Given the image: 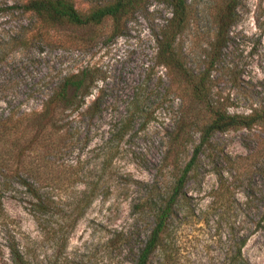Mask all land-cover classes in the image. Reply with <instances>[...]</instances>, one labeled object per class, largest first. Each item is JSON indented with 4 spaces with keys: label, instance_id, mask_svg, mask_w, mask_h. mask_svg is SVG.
<instances>
[{
    "label": "rangeland",
    "instance_id": "obj_1",
    "mask_svg": "<svg viewBox=\"0 0 264 264\" xmlns=\"http://www.w3.org/2000/svg\"><path fill=\"white\" fill-rule=\"evenodd\" d=\"M71 1L77 9L87 10L92 2L103 0ZM190 2L189 22L176 39L186 67L193 74L206 71L208 97L229 112L263 106L264 0H240L237 20L214 61L210 57L216 31L214 0ZM21 3L0 0V116L38 111L61 76L80 68L92 71V93L86 103L99 95L100 112L84 120L71 113L68 130L73 135L78 131L73 151L52 153L47 159L57 167L43 171L63 175L67 162L80 160L85 176L100 175L109 191L96 196L69 231L67 215L87 179L59 185L32 183L15 175L0 179V264H12L6 245L13 240L33 246L35 264H131L110 238L137 222L143 230L135 207L152 190L169 183L170 159L164 154L171 122L192 99L186 83L158 63L156 35L170 17L169 6L151 0L114 31L111 19L86 27L50 28L23 11ZM121 126L126 129L122 138ZM187 131L183 160L198 141L195 128ZM111 134L114 148L108 154L105 142ZM260 136L258 126L213 135V147L223 157L205 160L188 183L189 199L180 207V216L185 217L177 227V264H214L228 239L241 234H248L243 256L250 264H264ZM107 156L110 159L105 160ZM29 162L41 163L36 156L25 161ZM215 171L223 173L230 188L218 209L209 205L210 191L218 182ZM23 181L34 190L21 185ZM33 192L51 206L41 225L32 215Z\"/></svg>",
    "mask_w": 264,
    "mask_h": 264
},
{
    "label": "trees",
    "instance_id": "obj_2",
    "mask_svg": "<svg viewBox=\"0 0 264 264\" xmlns=\"http://www.w3.org/2000/svg\"><path fill=\"white\" fill-rule=\"evenodd\" d=\"M151 0H103L92 2L87 10L77 9L71 0H22L23 11L32 13L44 25L58 29L63 26L86 27L99 24L105 19H111L113 30L121 29L125 21L135 12L145 9ZM169 6L170 17L156 35L158 45L157 58L167 72L174 71L180 80L189 88L191 103L176 111L172 120V130L168 136L165 158L170 159L171 179L162 190H152L143 201L135 207L139 214V222L143 230L137 227L121 229L115 237L110 238L120 252L124 251V259L131 264H177L179 261V246L177 243V227L182 217L180 207L189 199L188 183L197 174L205 160L221 159L223 156L213 147L212 137L215 133L228 130H250L254 126L260 128L257 146L264 151V105L252 107L249 112L231 113L219 104L213 103L208 92L209 76L206 71L193 74L186 67L184 58L176 49V39L186 28L191 13L190 0H156ZM240 0H214L211 4L215 10L216 31L212 41L210 57L212 61L220 56L225 46L231 27L237 20ZM40 34V32H39ZM40 37V35H38ZM94 82L92 71L80 68L76 72L61 76L41 102L40 109L18 114L8 113L0 116V179H10L12 176H23L32 179V183L47 181L52 184H72L82 177L84 186L78 191L76 201L71 204L69 231L77 224L93 199L109 191L106 180L101 176L94 179L85 176L80 170V160L67 162L65 173L43 171L55 169L57 165L47 157L52 153L73 151L75 135L68 130L71 126L69 117L76 112L79 119H93L100 112L99 95L91 103L86 98L92 92ZM183 99L182 92H175ZM177 116V118H176ZM195 128L198 141L191 147L187 159L182 158L185 143L189 133L187 128ZM126 133L120 127L119 137ZM23 137V139H22ZM25 137V138H24ZM5 138H7L5 140ZM112 134L105 144L110 153L113 146ZM38 158L40 164L25 163L26 160ZM110 157H105V160ZM14 163H17L14 166ZM46 173V174H44ZM218 182L210 191L209 205L221 208L227 194L229 184L223 179V173L215 171ZM86 177V178H84ZM91 180H88V179ZM24 187L34 190L32 185L21 182ZM31 202L32 215L41 225L44 217L50 212L51 206L41 194L33 192ZM222 211V210H221ZM140 225V226H141ZM136 229L138 231H136ZM248 239V234H241L228 239L226 250L214 264H250L242 254V247ZM12 264H35L36 255L33 246L13 240L6 245Z\"/></svg>",
    "mask_w": 264,
    "mask_h": 264
}]
</instances>
